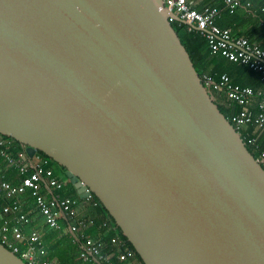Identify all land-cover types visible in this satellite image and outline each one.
<instances>
[{
	"label": "water",
	"instance_id": "water-1",
	"mask_svg": "<svg viewBox=\"0 0 264 264\" xmlns=\"http://www.w3.org/2000/svg\"><path fill=\"white\" fill-rule=\"evenodd\" d=\"M173 22L163 0H0V138L63 168L143 264H264V167ZM0 264L28 263L0 242Z\"/></svg>",
	"mask_w": 264,
	"mask_h": 264
},
{
	"label": "built area",
	"instance_id": "built-area-1",
	"mask_svg": "<svg viewBox=\"0 0 264 264\" xmlns=\"http://www.w3.org/2000/svg\"><path fill=\"white\" fill-rule=\"evenodd\" d=\"M163 2L165 7L186 23L184 25L188 27L189 31L195 30L193 26L198 29L196 31L206 39L212 55L222 52L227 60L247 65L257 72L260 79L264 81V50L247 38L232 36L229 29L219 27L217 17L220 10L218 8L204 6L201 10H197L193 7L194 0H163ZM236 2L237 0H224V5L233 12ZM203 79L211 90L214 101L222 104L223 100L228 108L232 105L239 106L240 110L231 116L232 124L236 129L245 130L252 127L253 133L264 132V90L255 91L249 87L237 86L226 74H222L218 79L204 75ZM256 97L260 101L257 104V111H254L251 106L253 98ZM248 138V144H256L253 134ZM12 145L14 144L7 138H0V164L15 168L18 175L23 177L19 184H13L7 180L0 181V196L12 200V203L0 210V242L28 264H55L45 258L46 250L39 232L34 230L25 234L21 227L10 224V221L3 219L2 216L15 213L20 222L29 223L28 216L20 213L19 201L20 197L29 191L47 226L60 229V221L68 222V219L74 216L76 201L70 197L61 196L60 191L63 189V183L48 166L49 159L38 152L28 159L24 148H21V152L14 153L11 150ZM23 157H26V160L20 161ZM258 160L264 167V153ZM44 187L54 192L52 198L45 197L42 192ZM91 223V221L79 220L74 224H69V222L67 224L70 232L77 234V232L88 228ZM82 237L84 250L80 253V257L89 264H113L112 257L114 256H117L121 261L127 259L126 253L122 251L123 243L116 237L110 239V244L116 251L107 254L103 252V242L96 241L87 235H82Z\"/></svg>",
	"mask_w": 264,
	"mask_h": 264
},
{
	"label": "crops",
	"instance_id": "crops-1",
	"mask_svg": "<svg viewBox=\"0 0 264 264\" xmlns=\"http://www.w3.org/2000/svg\"><path fill=\"white\" fill-rule=\"evenodd\" d=\"M204 6L216 7L220 10V14L217 17V24L219 27L220 23L222 24L224 21L227 22L229 25L227 24L228 26L223 28L229 29L233 36L247 38L264 50V0H237L235 5L236 8L233 12L224 5V0H194L193 7L195 9L201 10ZM226 9H228V12H225ZM205 75H210V73L208 72ZM242 75L243 76H239L238 79L242 80L245 86H241L240 84L235 85L249 87L255 91L264 90V81L260 79V75L257 72L250 70ZM258 101H260V99L257 97L252 100L253 104L251 107L254 111H257ZM222 104L228 108L223 100ZM252 134L257 141L262 140V138L264 139V132L256 131L253 133L252 130ZM11 147H13L12 150H14L15 153L21 152V147L16 145H12ZM20 161H22V159ZM52 170L61 182L67 180L63 177L64 173H62V171H59V169L55 167H53ZM22 177L23 176L18 175L15 168L5 166L2 163L0 164V181L7 180L13 184H19ZM42 192L46 198H52L54 195V192L45 187ZM60 194L62 197H70L76 201L74 207L75 213L73 217L68 219L69 224H74L79 220L92 222L89 227L82 230V232L74 234L75 237L73 233L70 232L67 224L68 222L65 220L60 221V229L49 228L29 191L19 199L21 205L20 213L28 216L29 223L20 222L18 220V215L15 213L3 215L2 218L10 221L12 225L21 227L25 234L34 230L39 232L42 244L46 250L45 258L47 260L55 264H89V262L83 261L80 257V253L84 250V239L82 235H87L96 241L103 242L104 248L107 246L112 248L110 240H106V238L112 232L113 227L108 223L105 215L98 209L97 203L91 200V198H80L75 190L69 186L64 188V185ZM11 201L12 200L0 196V210L2 207L12 203ZM103 252L107 254L105 250H103ZM112 263L136 264L132 259L121 261L117 256L112 257Z\"/></svg>",
	"mask_w": 264,
	"mask_h": 264
},
{
	"label": "trees",
	"instance_id": "trees-1",
	"mask_svg": "<svg viewBox=\"0 0 264 264\" xmlns=\"http://www.w3.org/2000/svg\"><path fill=\"white\" fill-rule=\"evenodd\" d=\"M228 12V9L225 10V12ZM219 21V20H218ZM221 21V20H220ZM224 21V20H222ZM228 23L224 21V23H220V27H227ZM172 26L176 33L178 34L181 43L187 50V52L190 55V58L193 62V65L200 76L202 78L203 84L206 86L207 90L209 91L211 95V90L207 87V85L204 82L203 76L206 73H210L209 76H212L214 79H218L221 74H226L231 82L233 84H240L241 86H245V83L242 82V80H239V76H243L242 74H245L246 72H249L250 69L247 65H238V63L230 62L227 60V58L224 56L222 52H219L218 54L212 55L209 51L208 48V43L206 39L196 30H188V27L182 23L178 22H173ZM233 36V34H231ZM236 37V36H235ZM241 66V67H240ZM249 85V84H246ZM216 102V101H215ZM217 103V102H216ZM219 110L226 116V118L232 122L231 116L234 115V113H237L240 109L239 106L237 105H232L231 107L227 108L224 105L217 103ZM240 132V135L243 139V141L246 144L247 149L250 151V153L256 158L260 159V156L262 153H264V139L257 141L255 145H250L248 144L247 140L249 139L248 137H252V127H248L247 129H237ZM10 140L14 145L19 146L17 142L14 140L7 138ZM13 148H11L12 150ZM14 153L15 151L12 150ZM43 157L47 158L44 156L42 153H40ZM48 159V158H47ZM50 168H57L59 171H62L64 173L63 168L58 166L55 162L49 159V165ZM263 166V165H262ZM63 177L66 179L65 175L63 174ZM64 179V180H65ZM64 185V188L66 186L71 187L73 190L74 188L72 185L69 183L68 180L65 182H62ZM91 200L97 203L98 209L103 213L108 221V223L113 227L112 232L108 235L106 240H110L112 237H116L118 240H120L123 243V248L122 251L126 253L127 259H132L136 262V264H143L140 258L137 256L135 253L133 247L130 245V243L126 240L125 237L122 236L120 230L114 225L113 220L109 217L105 209L101 206V204L97 201V199L94 196L90 197ZM105 252L107 253H112L116 251L115 248H111L110 246H107L104 248ZM19 256V255H18Z\"/></svg>",
	"mask_w": 264,
	"mask_h": 264
}]
</instances>
